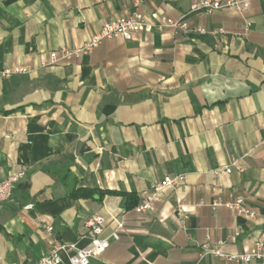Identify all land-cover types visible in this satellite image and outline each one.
I'll return each instance as SVG.
<instances>
[{
    "label": "crops",
    "instance_id": "0c3cea01",
    "mask_svg": "<svg viewBox=\"0 0 264 264\" xmlns=\"http://www.w3.org/2000/svg\"><path fill=\"white\" fill-rule=\"evenodd\" d=\"M138 1L0 0V71L26 70L0 77V179L25 173L0 206V264L86 247L91 214L106 218L105 237L124 227L90 264H261L229 257L264 254V0L243 13ZM134 12L205 34H137L62 57ZM51 52L58 61L43 67ZM228 166L243 172L214 174ZM177 174L186 182L150 212L127 208L125 195L139 203ZM73 188L96 193L76 200ZM239 197L254 219L226 206ZM206 244L226 257L203 255Z\"/></svg>",
    "mask_w": 264,
    "mask_h": 264
},
{
    "label": "built area",
    "instance_id": "2783aa9c",
    "mask_svg": "<svg viewBox=\"0 0 264 264\" xmlns=\"http://www.w3.org/2000/svg\"><path fill=\"white\" fill-rule=\"evenodd\" d=\"M141 1L142 0H139L138 3ZM250 1L252 0H200L193 6V10H202L206 13H211L215 10L229 9L243 13L248 9ZM167 31H171L174 35L205 34L203 29L192 26L184 19H174L165 16L155 21H150L142 13L134 12L129 16H121L105 22L100 32L85 42L82 48L77 50L63 48L61 50V55L63 58L79 57L83 53H89L95 48H98L106 39L120 38L125 41H130L137 34H163ZM220 32L225 33L224 30H220ZM211 34L214 35L215 32ZM57 61L58 53L51 52L49 58L42 61V66H52ZM25 71V69L21 68L13 71H0V77H10L13 74L23 73ZM234 168L240 173L243 172L241 168L228 166L224 169L219 168L214 170V174H231ZM24 177L25 173L23 171H18L11 173L4 179H0V206L12 199L16 185ZM186 179L187 176L185 174L166 176L162 181L155 183L151 187L150 192L133 208V211L138 215L147 214L152 210L153 202L161 201L166 188L176 189L183 185L186 182ZM242 204L243 198L239 197L235 204H226V206L235 208L239 213L246 214L247 217L254 219L257 216L256 211L244 209ZM31 207L32 206H27L26 208ZM186 211L187 210L184 206H179L178 214L180 216H183ZM83 224L86 230L85 237L89 240V244L86 247L78 248L75 245H57L50 252L43 255L37 264H90L92 260L100 259L109 249L112 242L120 241L121 231L124 227L122 223H119L117 228L109 236L105 237L104 232L107 220L104 216L91 214L84 219ZM49 230L52 231L53 229L50 228ZM60 250H65L70 254L68 262L62 257ZM202 251L205 256L213 254L226 257L223 254H220V252L211 249L207 244L202 246ZM229 259L237 263H249L254 259H258L261 260V264H264V254L261 253L259 246L249 253L232 255Z\"/></svg>",
    "mask_w": 264,
    "mask_h": 264
},
{
    "label": "trees",
    "instance_id": "16d2710c",
    "mask_svg": "<svg viewBox=\"0 0 264 264\" xmlns=\"http://www.w3.org/2000/svg\"><path fill=\"white\" fill-rule=\"evenodd\" d=\"M95 190L89 189H75L73 188L70 192L73 199H88L95 195ZM127 198L126 206L128 209H133L138 204V199L133 195H125Z\"/></svg>",
    "mask_w": 264,
    "mask_h": 264
}]
</instances>
